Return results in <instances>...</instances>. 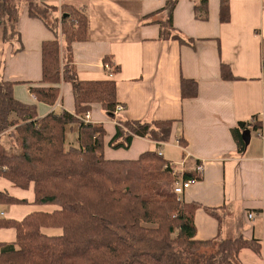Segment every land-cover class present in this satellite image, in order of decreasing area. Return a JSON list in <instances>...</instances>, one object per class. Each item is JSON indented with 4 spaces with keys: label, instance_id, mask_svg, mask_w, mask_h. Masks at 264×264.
I'll use <instances>...</instances> for the list:
<instances>
[{
    "label": "crops",
    "instance_id": "obj_1",
    "mask_svg": "<svg viewBox=\"0 0 264 264\" xmlns=\"http://www.w3.org/2000/svg\"><path fill=\"white\" fill-rule=\"evenodd\" d=\"M39 1L58 8L73 4L87 13V39L72 44L77 77L113 79L117 101L124 107L113 117L99 105L89 112L90 121L105 129L104 156L133 159L143 151L156 150L179 169L188 154L184 172H194L195 164L203 162V173L182 195L183 201L196 205V238L213 239V244L238 236L256 239L261 255L242 249L239 262L264 264V0H176L172 34L191 39V44L159 38L170 0ZM222 1L228 4L227 21L219 20ZM17 28L19 42H9L3 40L0 25V76L16 82L14 97L35 104L39 116L73 112L70 83L59 85L60 98L53 106L33 99L29 90V83L43 85L36 83L41 79V44L53 34L41 20L30 17L25 6L20 8ZM107 55L120 66L111 76L104 68ZM222 64L229 68L230 79L222 78ZM181 77L197 81L194 98H181ZM118 119L174 120V132L169 143L134 136L128 148H114L108 142ZM254 120L261 127L247 129L249 140L241 139V149L232 130L239 122ZM177 135L184 139V146ZM163 145L175 149L176 157H166ZM0 190L28 201L34 196L32 188L19 190L2 178ZM36 209L40 208L11 205L3 215L21 219ZM249 212L255 216L249 218ZM14 237L12 228H0V242Z\"/></svg>",
    "mask_w": 264,
    "mask_h": 264
},
{
    "label": "trees",
    "instance_id": "obj_2",
    "mask_svg": "<svg viewBox=\"0 0 264 264\" xmlns=\"http://www.w3.org/2000/svg\"><path fill=\"white\" fill-rule=\"evenodd\" d=\"M176 0L165 9L166 19L159 38L172 34V12ZM41 20L53 34L41 44L42 86L29 83L38 102L53 106L60 98L62 82L72 86L74 111L63 110L39 116L35 104H24L13 95L16 83L0 76V178L19 190L33 189V200L0 190V211L11 205L39 207L21 219L0 215V228H12L14 240L0 242V264H188L182 252L192 254L212 245L213 239L195 236L196 205L178 200L172 186V165L156 150H146L133 159H109L103 154V125L84 122L82 116L95 105L115 115L119 104L113 79L79 80L73 63L72 44L88 36V16L83 7L62 4L59 8L39 0H0L3 40L19 42L17 23L20 8ZM229 19L228 4H220L219 20ZM66 46L64 49L63 46ZM113 74L120 66L105 56ZM221 76L230 79L221 65ZM198 83L181 77L182 99L194 98ZM109 146L128 148L134 136L155 143L169 142L174 120H116ZM75 124L76 144H68L67 129ZM261 123L239 122L232 130L244 148L240 130H256ZM175 134V133H174ZM184 146L181 136H176ZM185 178L199 176L190 171ZM249 249L261 255L256 239L242 236L219 239L205 264H240L239 253Z\"/></svg>",
    "mask_w": 264,
    "mask_h": 264
},
{
    "label": "built area",
    "instance_id": "obj_3",
    "mask_svg": "<svg viewBox=\"0 0 264 264\" xmlns=\"http://www.w3.org/2000/svg\"><path fill=\"white\" fill-rule=\"evenodd\" d=\"M104 68L105 70L109 73L108 75L111 76L113 74V67L109 63H104ZM33 99H36L34 95H31ZM123 106L118 104L115 108V115L120 113L123 110ZM82 119L84 122H91L90 121V113L86 112L83 116ZM264 134V132H263ZM158 154H161L160 151H158ZM185 155L184 157H187ZM182 158V161L180 162L181 168L179 169H173L174 173L176 174V179L173 183L172 190L175 196L177 197L178 200H182V195L184 191L191 185L192 182L195 181L196 178H185L184 177V161L185 158ZM204 170V165L203 162L196 163L194 166V173H196L198 176H200L203 173ZM0 215H3V212L0 211ZM249 218H253L255 214L253 212H249L247 215Z\"/></svg>",
    "mask_w": 264,
    "mask_h": 264
},
{
    "label": "rangeland",
    "instance_id": "obj_4",
    "mask_svg": "<svg viewBox=\"0 0 264 264\" xmlns=\"http://www.w3.org/2000/svg\"><path fill=\"white\" fill-rule=\"evenodd\" d=\"M76 135H77L76 125L72 124V125L69 126V128L67 129V133H66L67 145L70 144V143L74 144V145L76 144ZM0 140L7 147H9V142L7 141L6 135L2 136ZM162 148H163L164 154L168 158H171V159L175 158L176 154H178V152L175 149L171 148L168 145H163ZM117 158H121V157H117ZM216 244L212 243L211 246L206 247V248H202L201 250H199L197 252H193L192 254H188V253L182 252V256L184 257V261L186 263H188V264H205L204 263L205 258L209 254L213 253L216 250Z\"/></svg>",
    "mask_w": 264,
    "mask_h": 264
},
{
    "label": "water",
    "instance_id": "obj_5",
    "mask_svg": "<svg viewBox=\"0 0 264 264\" xmlns=\"http://www.w3.org/2000/svg\"><path fill=\"white\" fill-rule=\"evenodd\" d=\"M242 139L245 143L248 142V140H249V131L248 130H245L242 132Z\"/></svg>",
    "mask_w": 264,
    "mask_h": 264
},
{
    "label": "bare ground",
    "instance_id": "obj_6",
    "mask_svg": "<svg viewBox=\"0 0 264 264\" xmlns=\"http://www.w3.org/2000/svg\"><path fill=\"white\" fill-rule=\"evenodd\" d=\"M2 137V136H1Z\"/></svg>",
    "mask_w": 264,
    "mask_h": 264
}]
</instances>
